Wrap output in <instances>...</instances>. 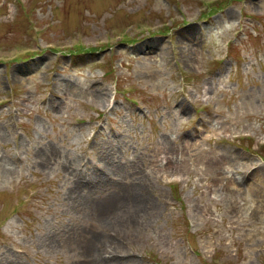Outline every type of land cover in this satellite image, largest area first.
Returning <instances> with one entry per match:
<instances>
[{"label":"rangeland","instance_id":"374dc122","mask_svg":"<svg viewBox=\"0 0 264 264\" xmlns=\"http://www.w3.org/2000/svg\"><path fill=\"white\" fill-rule=\"evenodd\" d=\"M0 264H264V0H0Z\"/></svg>","mask_w":264,"mask_h":264},{"label":"trees","instance_id":"16d2710c","mask_svg":"<svg viewBox=\"0 0 264 264\" xmlns=\"http://www.w3.org/2000/svg\"><path fill=\"white\" fill-rule=\"evenodd\" d=\"M218 0H213V2H217Z\"/></svg>","mask_w":264,"mask_h":264}]
</instances>
